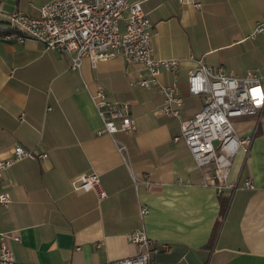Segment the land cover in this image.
I'll return each mask as SVG.
<instances>
[{
  "label": "crops",
  "instance_id": "obj_1",
  "mask_svg": "<svg viewBox=\"0 0 264 264\" xmlns=\"http://www.w3.org/2000/svg\"><path fill=\"white\" fill-rule=\"evenodd\" d=\"M49 0H0L4 14L36 16ZM139 2L153 24L151 46L158 59L178 60L183 98L180 118L163 115L162 95L136 84L143 68L123 57L79 70L70 56L34 40H0V160L14 144L45 159L25 158L7 167L0 193V232L14 258L28 264H108L135 253L129 231L144 229L158 249L155 262L168 264H264V121L233 118L236 132H256L247 154L232 159L227 183L253 189H225L217 195L186 145L173 140L180 121L202 106L187 91L198 62L227 65L243 76L251 66L233 67L229 49L250 59L264 76V0H129ZM198 4V5H196ZM1 20H6L0 15ZM260 66V67H259ZM158 81L168 83L162 72ZM264 83V78H263ZM102 88L114 101L129 103L133 131H103L90 92ZM50 106V110H46ZM117 143L125 146L123 162ZM100 177L95 190H75L81 174ZM148 212L142 217L138 207ZM18 235L19 241L11 236ZM167 244V249L162 248Z\"/></svg>",
  "mask_w": 264,
  "mask_h": 264
},
{
  "label": "built area",
  "instance_id": "obj_2",
  "mask_svg": "<svg viewBox=\"0 0 264 264\" xmlns=\"http://www.w3.org/2000/svg\"><path fill=\"white\" fill-rule=\"evenodd\" d=\"M187 1V0H186ZM198 5V4H196ZM0 15L7 20V27L0 28V40L23 42L30 39L47 48L57 49L70 56V68L79 70L84 58L92 66L101 60L123 57L125 64H139L143 72L137 85L144 88L155 87L162 95L159 111L168 117L180 118L183 98L177 81L178 60L158 59L153 54L151 35L153 24L139 2L129 0H49L39 8L36 16L23 13L4 14L0 4ZM264 27V16L256 23V30ZM166 72L170 81H158V76ZM264 76L256 69H248L243 76L225 71L220 66H210L198 62L187 76V91L202 98V106L187 119H182L179 134L173 140H181L202 174V184L212 186L217 195L225 189H253L249 179L241 186L228 184L227 179L233 157L241 152L247 154L253 132L240 135L236 132L233 118L255 117L264 121ZM92 103L100 116L103 131L112 134L117 131H133L134 122L128 102L109 99L102 88L90 92ZM50 110V106H46ZM117 152L123 162L125 146L117 143ZM47 153L33 151L14 144L12 154L0 160V179L7 167L25 158L45 159ZM100 177L96 173L81 174L72 181L75 190H95L99 198H104ZM10 201L7 192L0 193V204ZM148 212L142 204L138 207L140 219ZM8 234L0 232V264H28L14 258L6 243ZM19 241L18 235L11 236ZM127 239L135 246V253L117 258L108 264H168L152 261L151 256L158 249L146 235L144 229L129 231ZM164 250L167 244H162Z\"/></svg>",
  "mask_w": 264,
  "mask_h": 264
},
{
  "label": "rangeland",
  "instance_id": "obj_3",
  "mask_svg": "<svg viewBox=\"0 0 264 264\" xmlns=\"http://www.w3.org/2000/svg\"><path fill=\"white\" fill-rule=\"evenodd\" d=\"M262 20V19H261ZM3 20L0 19V28H5L7 27L8 25L5 23V22H2ZM237 47L235 48H232V49H229V53H231V56L230 58L228 59L230 62H232V64L234 65L233 67H245V66H251L249 67V69H258L256 67H253L252 65L254 64H250L252 63V61L250 59H241L240 57H238L236 54L238 52V50L236 49ZM222 68H227V65H224V64H220L218 65ZM217 66V67H218ZM260 67V66H259ZM224 68V69H225ZM262 68L260 67L258 70L260 71ZM260 72H263V71H260ZM233 121V120H232Z\"/></svg>",
  "mask_w": 264,
  "mask_h": 264
},
{
  "label": "trees",
  "instance_id": "obj_4",
  "mask_svg": "<svg viewBox=\"0 0 264 264\" xmlns=\"http://www.w3.org/2000/svg\"><path fill=\"white\" fill-rule=\"evenodd\" d=\"M2 22H5L7 24V20H3Z\"/></svg>",
  "mask_w": 264,
  "mask_h": 264
}]
</instances>
